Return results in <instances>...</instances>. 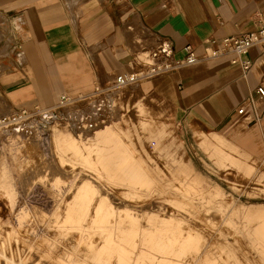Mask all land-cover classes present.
<instances>
[{"label":"rangeland","instance_id":"rangeland-1","mask_svg":"<svg viewBox=\"0 0 264 264\" xmlns=\"http://www.w3.org/2000/svg\"><path fill=\"white\" fill-rule=\"evenodd\" d=\"M1 28L6 31L4 24ZM45 110L51 111L49 124L60 127L69 114L85 113L66 124L71 128L72 122L75 135L86 142L106 124L117 125L123 140L160 170L158 181L133 187L108 175L101 163L88 164L64 149L42 125ZM215 134L179 122L170 102L139 82L113 83L48 109H1L0 264H120L117 251L99 252L107 235L113 244L129 247L131 264L136 258L140 264H160L164 255L173 264H264L262 247L250 231L260 220L254 216L264 211V158L226 140L222 145L235 160L222 161L214 151ZM194 177L204 186L193 184ZM84 182L96 190L80 214L74 202ZM101 198L112 209L110 219L96 212ZM131 222L141 228L129 239L118 225ZM111 223L115 226L107 230ZM166 226L181 227L185 236L194 231L199 251L193 246L179 254L178 242L175 251L165 253L154 246L157 236L148 241L150 229ZM206 252L212 257L208 261Z\"/></svg>","mask_w":264,"mask_h":264},{"label":"crops","instance_id":"crops-1","mask_svg":"<svg viewBox=\"0 0 264 264\" xmlns=\"http://www.w3.org/2000/svg\"><path fill=\"white\" fill-rule=\"evenodd\" d=\"M263 23L264 0H0V110L48 109L63 95L78 98L145 70L151 57L179 59L187 44L204 54L211 37ZM241 57L251 60L248 70L233 54L203 55L136 82L164 96L179 122L263 159L264 97L256 90L264 86V42Z\"/></svg>","mask_w":264,"mask_h":264},{"label":"bare ground","instance_id":"bare-ground-1","mask_svg":"<svg viewBox=\"0 0 264 264\" xmlns=\"http://www.w3.org/2000/svg\"><path fill=\"white\" fill-rule=\"evenodd\" d=\"M109 105L112 106L111 103H109ZM112 107H110V110H112L111 109ZM45 111L42 112V114L45 116L44 124L42 125L52 130V132L54 133L53 136L56 137L61 147H63L66 150L68 149L73 150L75 153L84 157L88 164L98 166L97 162L101 163L102 168L104 169V171L106 170V173L108 175L115 176L117 177L114 178L115 180H118L122 183H126L128 185L130 184L133 187H137V185H140V187H145V186L149 187L155 181H158L159 179L158 174H160L159 172L160 170L154 168L152 164L148 162L147 158L143 157L140 153L136 151V148L132 146L131 143H127L123 140L122 135L117 129V125L106 124L102 128H99L91 137H89V141L86 142L83 141V139H80V137H78L77 135H75V133L73 132L75 127H72V122H71V128L68 127L66 124L67 122H70L72 118L77 119V116L83 118L85 116V113L82 112L80 114L78 112L79 115L78 114L74 115L73 113L69 114V116L65 117V119L63 118L64 119L62 121L63 125L60 127V126H56L55 123L49 124V122L52 121V118L50 116L51 114H49L51 111L50 110L46 112ZM15 129H17V127ZM18 129H20V127H18ZM214 137H215L214 140H216V142L214 141V151L220 157V159L222 161H224V159L226 158H232L233 160H235L234 157H232V155L230 154L231 152L229 153L222 145V143L225 142L226 139L222 135L219 136L217 134H215ZM205 142L207 144L213 145V141L211 140L210 137L205 138ZM94 153H96V158L92 157ZM202 182L203 180L198 177H194V180H192L193 184L201 183L199 187L204 186ZM95 190H96L95 185H92L90 182H84L78 188L74 206L76 205L77 210L80 212V214H84L85 211L87 210L94 196ZM96 208H97L96 212H98V214H101L100 217L104 220H107L109 214L112 212V209L109 207V205L103 198L100 199V201L96 205ZM133 215L134 214H132V216ZM110 218L111 216L109 217V219ZM133 218L135 217L133 216ZM258 218H260L258 224L252 228L253 230L250 231H252L251 234L253 235L254 240L258 242L259 245L262 247L261 252L262 254H264V211H260L257 215L254 216L253 219H258ZM113 225L114 224L111 223L110 226L107 228V230H111ZM118 227H120L125 232V234L127 235L126 238L129 239L134 238V236L140 231L141 228V226H139L137 222H131L129 226L128 225L122 226L121 224L118 225ZM169 229L173 230L172 235L169 234L168 231ZM160 230H162V233L160 232ZM149 231L153 234H149L147 236L148 241H150L153 236H157L158 238L155 239L154 246H156L157 248L162 247L160 248L162 252L171 253L175 251L173 246L177 245L178 242H180L181 245L180 249L178 250L179 254L193 246L196 247L197 252L199 251L198 244L200 241V237L197 234H193L194 231L192 233L190 232L186 236L183 233L181 227L177 229H174L171 226L155 227L153 229H150ZM105 249L117 251L120 264L132 263L133 255L131 254L129 247L126 248L125 245L122 246L121 244H117V245L113 244L111 235H107V243L99 250V252H102ZM205 254H206L205 259L207 261L212 258L208 255V252H206ZM159 263L173 264V260L168 256L164 255L159 259ZM59 264H66V263L60 262ZM133 264H140L139 259L136 258Z\"/></svg>","mask_w":264,"mask_h":264},{"label":"built area","instance_id":"built-area-1","mask_svg":"<svg viewBox=\"0 0 264 264\" xmlns=\"http://www.w3.org/2000/svg\"><path fill=\"white\" fill-rule=\"evenodd\" d=\"M12 36V34H11ZM258 42H264V23L258 24V27L241 34H229L221 38L211 37L208 40V44L205 47V53L201 54L196 51V49L191 45H186V53L183 57L175 59L173 61H151L146 62L147 68L143 71H132L128 73L119 74L116 78V83L119 85H125L128 83L136 82L142 76H153L166 72L172 69H175L177 66L183 64H191L198 62L203 55L206 56H219L233 54L234 59L239 58L245 70H248L251 67V60L242 58L241 56L245 54L250 47ZM13 49L16 51V55L21 57V51L18 50V44L13 42ZM256 94L264 97V86H258ZM70 99L68 96L63 95L60 99V102H64ZM253 95H250L245 99L241 106L239 107V112H244L245 107L249 103H253Z\"/></svg>","mask_w":264,"mask_h":264}]
</instances>
